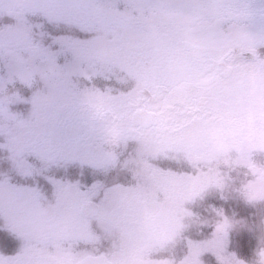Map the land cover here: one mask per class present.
<instances>
[{"label": "flooded vegetation", "instance_id": "flooded-vegetation-1", "mask_svg": "<svg viewBox=\"0 0 264 264\" xmlns=\"http://www.w3.org/2000/svg\"><path fill=\"white\" fill-rule=\"evenodd\" d=\"M172 17L127 16L110 29L103 21L96 23L103 32L115 29L118 36L117 52L110 53L121 84L117 108L112 100L100 110L74 109L48 121L44 110L39 116L27 111L26 126L38 133L50 123L61 129V118L73 124L72 118L81 117L75 126L79 122L90 130L93 147L111 149L119 138L114 148L124 155H119L117 169L106 173L96 167L99 162L82 157L61 167L66 164L53 147L59 156L51 159L55 162L39 161L43 173L32 184L41 204L27 213L22 207L16 220L1 207L0 264H77L91 257L119 264L129 255L154 264L156 247L149 242L158 233L160 215L174 208L169 197L183 205L185 196L199 193L204 185L203 174L196 168L190 173L191 158L185 155L190 149L218 148L220 142L233 145L239 132L253 136L251 122L260 120L254 116L252 95L257 62L248 61V43L239 44L236 21L210 16L198 24L206 23V31L190 35V24L182 27ZM258 70L264 74V65ZM86 114L92 119L87 121ZM157 148L166 149L169 157L158 162L146 156L152 149L157 154ZM204 155L198 159L205 160ZM87 202L97 204L98 214L83 207ZM9 204L14 210V201ZM134 243L137 253L128 255V245Z\"/></svg>", "mask_w": 264, "mask_h": 264}, {"label": "rangeland", "instance_id": "rangeland-1", "mask_svg": "<svg viewBox=\"0 0 264 264\" xmlns=\"http://www.w3.org/2000/svg\"><path fill=\"white\" fill-rule=\"evenodd\" d=\"M28 1L34 3L33 6H30V10L24 9L22 2L19 5L20 9L31 14L36 13L37 10H42L46 16V26L39 22L21 21L18 20V17L14 23H11L14 28L12 32L6 30L7 23L0 26V47L5 48L6 45L11 49L6 50L9 53L5 55L0 54V57L2 56L0 71L3 72V75H0V107L3 103H12L11 105L18 103L22 106L23 101L29 104L30 113L32 112L30 116H39L44 110L46 121L53 120V115L63 114L66 117L74 109L100 110L105 107L107 102L112 100L115 101V108H117L120 102L121 84L119 83V76L117 77L118 80L116 78L114 81L119 90L107 87L112 82L107 77H115V75L105 76L113 74L115 70L111 66L113 64L109 58L110 53L116 54L118 49L116 44L118 36H116L117 33H113L116 30L92 38V40L82 45L72 41L70 34L65 32L56 34L51 41L50 38L53 35L48 29L51 30L52 28L48 24L61 19L70 21L73 19L72 21H74L78 17L84 19L87 16H93L98 20H105L107 18L105 16H108L107 22L111 25L117 23V19L134 14H148L151 19L161 15L173 14L172 19L175 20V24L182 27L190 24V35L192 33L199 35L201 32L206 31L208 27L204 24L197 29L195 28L194 31V21L202 18L207 19L208 16L212 15H221L236 19L239 41H248L249 45L254 48L262 46L261 49L264 50V0H67L66 3L38 0L41 8L37 7L38 3L34 2L36 0ZM16 2L18 1L11 0L1 4L0 14H3V12L14 14L17 11L16 7H18ZM215 19L221 20L222 18L215 17ZM70 21H63L62 23L69 24ZM26 32L27 34L31 32V36L38 35V37H32V40L35 38L36 41L30 43L28 48L30 49L31 61L44 58L41 63L38 62L33 65L29 62L26 54H21V49L25 50V48H22L20 44L22 39L26 38L23 34ZM13 36L17 39L16 41ZM46 37L51 43L48 47L44 43L43 46L41 44L42 39L44 40ZM10 38H13V42ZM6 40L11 43H7ZM56 44L59 45V49L57 56L52 59L53 45ZM40 47L42 48L39 50ZM35 48L38 49L35 50ZM255 49L261 52L263 59H260L254 65L255 77L258 78L254 80L252 86L253 112L255 113L254 116L260 119L251 122V124L253 123L251 129L254 140L244 131L235 135L232 134L235 142L237 141L233 148L220 142L218 148H206L200 152L190 151V158L200 157L205 153L206 159L202 160V163L208 164L210 171L205 172L202 193L195 192V194L185 196L183 204L195 200L197 196H201L203 205L199 211L191 212L188 209L181 208L182 204H178L177 197H169V205H173L174 208L162 214L160 221H156L157 227L161 225L157 229L158 233L153 236V242H149L151 248L164 249L168 244L175 243L177 237L181 236L187 228L190 229L194 237L204 236L201 241L195 238L191 240L189 237L183 240V244L187 247L183 259H189H187V264H198L199 259L204 254L205 257L200 259V264H208L209 260L213 264L217 261L218 264H245L229 249L233 242V240H229L231 231H233L234 226H237L238 231L243 233V238L252 241L251 236L256 227L252 226L253 223L247 226L237 224L234 213L231 218H226L227 216L222 211L215 209V204L212 203L210 208L207 206L209 200L212 202V199H216L218 203H227L230 201L229 198L234 197L237 206L252 205V203L261 201L262 205L264 204V74L261 75L258 70L261 65H264V51L258 48ZM46 53L48 56H46ZM118 71L117 69L115 73L117 74ZM11 92L13 93L11 94ZM113 93L118 94L116 98L106 96ZM124 94H128V92ZM25 96L29 99L23 100ZM98 96L102 97L97 101L95 99ZM10 106L4 111L0 110L5 113L0 112V115L6 116L0 122V151L7 154L11 159H15V161L19 157L37 162L43 160H50L49 163L55 162L54 159L51 160L55 156L50 154L48 148L54 149L53 147H57V149H60L63 164H66L61 165V167L70 166L71 159L82 157L99 162L100 165L96 167H101L102 171L107 173L117 161L119 155H121V158L124 155L122 150L117 151L114 148L115 145L119 144V138H115V145H112L111 149L105 150L93 147L96 139L92 138L90 130L82 129V124L79 122V128L75 126V121L81 117L72 118L73 124L63 120L65 117L61 118V129L53 127V123L47 124L37 138L36 136L31 138L29 135H25L24 138L28 140L25 144L20 130L18 129L15 132L14 129L21 127L29 117L27 118L17 112L22 109L14 111ZM87 116H89L87 121L93 117L89 114ZM37 119L42 120L39 117ZM6 132L10 134H6ZM258 132L260 133L258 134ZM112 135L110 134L109 138ZM53 139L55 143H53ZM110 142L113 141L110 140ZM21 143L24 144L25 149H28L27 151L22 149ZM16 145L19 148L18 152L13 151ZM31 145L35 148H31ZM32 149H36V151ZM154 150H148L146 156L157 155L158 159L166 156L164 154L166 149L157 148V154H152ZM54 152L56 153L55 149ZM257 153L263 154V160L259 166L251 167V157ZM55 155L56 157L59 156L58 153ZM120 157L119 159H121ZM229 157L232 158V163L227 161ZM214 160L223 162L226 160L227 162L221 164L223 167L214 169L215 166H212L215 164ZM198 162L199 159L192 160L193 164ZM216 164L220 163L216 162ZM0 190L5 191L3 188ZM23 190L27 193L20 192V194L9 198L10 202L14 201V204H12L14 212L8 211L7 214L11 215L12 220L19 218L22 207H24V212L27 213L30 211L29 207L38 206V199L36 198L34 201L31 199L36 194L27 189ZM80 196L84 197L85 195L81 193ZM5 197L0 192V215L1 206H4V208L10 206V202L7 204L3 202ZM29 199L30 204L26 206L25 202ZM51 203L53 204V201ZM75 206L78 209L79 203ZM257 233L261 236L259 238L260 251L256 256L257 260L264 264V225ZM137 248L138 243L128 245V255L136 254ZM246 250L250 249L246 248ZM187 253L188 257H186ZM129 256V258L124 257L119 264H146L134 255ZM176 260L177 254L174 255L173 262ZM163 261L172 264L166 260ZM154 262V264H158L157 261ZM159 264L161 263L159 262Z\"/></svg>", "mask_w": 264, "mask_h": 264}, {"label": "trees", "instance_id": "trees-1", "mask_svg": "<svg viewBox=\"0 0 264 264\" xmlns=\"http://www.w3.org/2000/svg\"><path fill=\"white\" fill-rule=\"evenodd\" d=\"M2 24L6 23L2 22L0 19V26ZM11 27V23H7L6 30L8 31L9 29H11ZM0 50H2L1 53H4V47H0ZM4 156L5 155L0 152V158H4ZM260 205H262V201L252 203V205L244 204L242 206H236V208H238L237 212H235L236 223L245 226L253 223L252 226L256 227V229L259 230L264 225V204L262 206ZM256 229L251 236L252 241H250L249 239H244L242 236L243 233H240L238 229H235L233 231L232 248L239 258L248 263L252 262V257L255 255V253L253 252V247L259 242L260 236L257 233ZM246 248H249L250 250H246Z\"/></svg>", "mask_w": 264, "mask_h": 264}, {"label": "water", "instance_id": "water-1", "mask_svg": "<svg viewBox=\"0 0 264 264\" xmlns=\"http://www.w3.org/2000/svg\"><path fill=\"white\" fill-rule=\"evenodd\" d=\"M254 59V57L252 58ZM85 209H87L88 211L92 210L93 205L92 204H86L83 206ZM78 264H111L108 263L105 259H98V258H88L86 260H83L82 262L78 263Z\"/></svg>", "mask_w": 264, "mask_h": 264}]
</instances>
